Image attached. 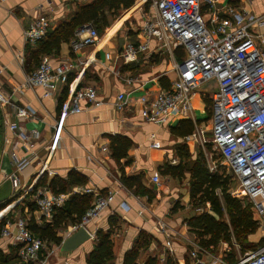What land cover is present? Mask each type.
Wrapping results in <instances>:
<instances>
[{"label": "crops", "instance_id": "1", "mask_svg": "<svg viewBox=\"0 0 264 264\" xmlns=\"http://www.w3.org/2000/svg\"><path fill=\"white\" fill-rule=\"evenodd\" d=\"M92 1L0 0V94L7 100L0 103V189L2 195L9 193L6 201L15 198L19 200L18 205L13 208L16 210L9 213V216L20 215L19 217L33 221L38 227L50 224L56 213L49 220L40 214L34 204V186L42 177L48 181L54 177L65 179L69 173L75 172L86 179V185L69 189L68 199L75 196L72 193L74 189L84 187L103 195L114 193V200L98 218L85 226L92 238L73 252H61L60 246L47 244L46 264H86V256L95 246L94 239L98 231H111L115 264L122 263L123 256L141 233L151 238L142 260L156 257L158 264H162L164 257L168 255L175 264H210V258L201 253H198L197 259L191 256L194 248L190 242L198 241L188 227L187 220L200 212L190 204L188 179L180 182L162 176L159 172V168L164 165L179 164L180 146L188 148L192 159L200 151L196 144L185 140L188 135L178 137L172 133V128L186 119L170 116L165 123L155 124L143 120L137 104L123 111H118L114 105L120 94L135 100L142 95L167 90L174 78L171 56L154 39L148 41V50L138 54L136 60L127 63L121 57L127 43L138 44L143 41L141 27L152 15L150 3L147 0L135 1L130 8L120 11L109 22L108 27L98 34L96 43L75 52L69 42L60 43L57 52L40 54L38 48L41 47V42L26 44L24 41V32L35 18L48 17L50 30L55 31L72 19L79 6ZM217 2L218 8L235 5L233 7L238 11L263 16L264 21V0ZM251 32L259 35L257 40H262L264 49V27ZM181 56L182 54H175L176 60ZM43 58L48 60L53 71H57L62 64L71 66L67 83H59L48 98L43 97L42 88H30L25 84L27 75L36 69ZM87 59H91V62L84 66V73L78 79L81 63ZM71 83L76 89L93 87L99 105L86 106L81 103V113L68 115L63 122L58 145L51 150L53 125ZM16 108L31 109L33 113L16 117ZM11 124H16L27 134H39V138L32 142V149L27 147L19 130L11 131L6 126ZM116 136H123L131 141L127 158L121 160L120 164L112 155L110 138ZM152 143H158V147L153 148ZM15 144L17 146L14 149ZM13 156L18 160L27 157L32 160L18 171ZM121 168L126 177L142 175L141 185L150 193H135L127 189L120 179ZM41 169L43 173L38 176ZM154 174L160 176L159 185L151 181ZM13 175L16 177L14 183L9 179ZM181 189L185 190L184 195L181 194ZM233 189L232 187L231 190ZM16 203L9 204L1 214ZM162 225L166 233L161 232ZM73 227L75 226L68 223L58 230L57 236L61 238V242L72 233ZM167 241L170 242V252L166 248ZM222 245L225 247L218 253L208 251L209 254H223L225 257L223 251L229 246ZM15 247L0 236V253L7 258V264L20 263ZM198 259L201 263H198Z\"/></svg>", "mask_w": 264, "mask_h": 264}, {"label": "built area", "instance_id": "2", "mask_svg": "<svg viewBox=\"0 0 264 264\" xmlns=\"http://www.w3.org/2000/svg\"><path fill=\"white\" fill-rule=\"evenodd\" d=\"M147 1L152 15L142 24L143 41L138 44L127 43L121 57L127 63L136 60L138 54L148 50V41L154 39L171 56L174 78L167 90L156 94L142 95L135 100L128 95H118L114 104L116 109L123 111L137 104L143 120L155 124L165 123L170 116L190 120L193 131L185 140L199 147L209 174L216 173L220 168L232 172L237 188L231 190L230 194L243 205L251 206L254 219L264 231V49L262 40H257L259 35L251 32L264 27L263 16L238 11L231 5L218 8V0ZM49 28L48 17L35 18L24 32V41L26 44L42 41ZM97 41L96 30L90 25H84L75 32L70 47L75 52ZM177 50L182 54L180 61L175 58ZM90 62L91 59H87L81 63L78 79L84 73V66ZM70 71L71 66L67 64L53 71L48 60L43 58L37 68L27 75L25 84L30 88H42L43 97L48 98L59 83H67ZM210 80L215 81L217 90L209 96L210 114L207 121L210 137L206 138L207 131L196 119L192 101L196 95L195 89ZM6 101L0 94V103ZM81 103L98 106L95 89L91 86L76 89L72 83L69 84L67 97L61 103L60 114L53 125L51 150L58 145L65 118L82 112ZM30 112L33 113V110L15 109L16 117H23ZM6 126L11 131L19 130L30 149L34 147L32 142L39 138L37 132L27 134L16 124ZM152 147L157 148L158 143H152ZM13 159L18 171L32 160L29 157L18 160L15 156ZM42 173L43 169L38 176ZM9 179L16 182L15 175ZM151 181L159 185L160 176L154 174ZM72 193L91 195L94 198L93 205L82 216L80 223L73 227L72 232L79 227L85 228L90 221L98 218L115 196L111 192L103 195L84 187L74 189ZM68 197L69 194H52L46 186L34 190L36 209L48 220L56 210L64 206ZM10 210L3 214L1 211L0 220ZM196 211L201 212V209ZM161 232L166 233L163 225ZM0 236L18 247L19 264H45L47 254L42 256V253L46 245L28 231L25 218L5 221ZM190 244L194 248L191 253L193 258L197 259L198 253H201L210 258V264H228L223 254L211 255L195 241ZM166 248L170 252L169 241L166 242ZM233 250L236 259L234 264H264V242L254 251L245 253H241L240 247L233 243ZM229 251L230 248H227L223 253ZM198 263L201 260L198 259Z\"/></svg>", "mask_w": 264, "mask_h": 264}, {"label": "trees", "instance_id": "3", "mask_svg": "<svg viewBox=\"0 0 264 264\" xmlns=\"http://www.w3.org/2000/svg\"><path fill=\"white\" fill-rule=\"evenodd\" d=\"M135 1L137 0H93L90 4L79 6L68 23H63L55 31H51L49 28L45 38L40 41L41 43L38 42L41 45L38 52L40 54L42 52L45 54L57 52L60 43H69L75 32L84 25L92 26L99 34L108 27L109 22L120 11L130 8ZM180 54V51L177 50L176 55ZM180 60L181 58L178 59V61ZM204 100L207 112L210 114V99L206 97ZM192 131L193 125L189 120H181L175 128H172V133L178 137L190 135ZM110 140L112 155L115 161L120 164L121 160L127 158L126 153L131 147V141L123 136L112 137ZM178 153L179 164L177 166L164 165L159 168V172L162 176L171 177L180 182L188 179L190 204L193 208L202 209L200 213L187 220L188 227L196 235L198 245L215 254L220 245L227 244L230 252H224V259L228 264L236 263L233 243L240 247L241 253L254 251L262 245L264 238L256 244L250 240V237L259 229L251 206L243 205L240 200L230 194L231 186L234 184L231 180L233 174L226 173L224 168H220L214 174H209L202 153L199 151L192 159L185 145L180 146ZM121 171L120 179L127 189L135 193H150L141 185L142 175L126 177L123 168ZM82 185H86V179L78 173L71 172L65 179L54 177L48 181L42 177L34 188L46 186L52 194H67L72 187ZM92 205L91 196H71L61 209L55 211L56 214L50 224L38 227L33 221L28 220V231L44 241L46 245L60 246L61 238L57 236L58 230L68 223L73 226L78 225L82 216ZM207 207L208 210H206ZM3 225L4 222L0 220V230ZM94 240L95 246L86 256V264H115L111 231H98ZM150 240L151 238L147 234L141 233L131 249L123 256L121 264H158L156 257L142 260ZM15 248L18 250V247ZM4 263H8L7 258L0 253V264ZM162 264H175V262L166 255Z\"/></svg>", "mask_w": 264, "mask_h": 264}, {"label": "rangeland", "instance_id": "4", "mask_svg": "<svg viewBox=\"0 0 264 264\" xmlns=\"http://www.w3.org/2000/svg\"><path fill=\"white\" fill-rule=\"evenodd\" d=\"M216 90H217V87H216V84H215V81L214 80H210L208 82H205V83L201 84L197 89H195L196 95L194 97V100L192 101L193 109H194V113H195L196 119L200 121L201 125L207 131L206 138H209L210 137V134H209L210 127H209V122H207V120H208L207 118L209 117V113L207 112L206 105H205V100L204 99L206 97H209ZM224 170H225L226 173L232 175V172L229 169L224 168ZM231 180L234 182L233 186H231V187H233L234 189L237 188V182L235 181V179L233 178V176H232V179ZM180 192L183 195L185 194V190L184 189H181ZM13 202H17L15 204V206H14V207H16L18 205V203H19L18 198H15V199L11 200L9 204H11ZM9 204H6V201L3 202V203H1L0 204V212L3 209H5V207H7V205H9ZM15 210L16 209H13L12 211L10 210L11 212L9 211L8 213L11 214ZM16 212L18 213L19 211H16ZM8 213L5 214V216L1 219L4 223H5V221L13 222V221H15L17 219H24L23 217H19L20 215L19 216H14L15 215L14 214V215H10L9 216ZM263 238H264V231L259 227V229L257 230V232L250 237V240L253 243L256 244V243H260ZM224 247H225L224 245H220V247L216 251V253H218V251L221 250V249H223ZM46 252H48V249L45 248V250L42 253V256H44L46 254ZM47 258H48V256H47ZM45 264H46V262H45Z\"/></svg>", "mask_w": 264, "mask_h": 264}, {"label": "water", "instance_id": "5", "mask_svg": "<svg viewBox=\"0 0 264 264\" xmlns=\"http://www.w3.org/2000/svg\"><path fill=\"white\" fill-rule=\"evenodd\" d=\"M9 196V193L2 195L0 189V204L6 201V198ZM10 201H6V204H9ZM91 239L90 234L84 227H79L76 231L69 234L66 238L63 239L60 245L61 252H73L79 246Z\"/></svg>", "mask_w": 264, "mask_h": 264}]
</instances>
